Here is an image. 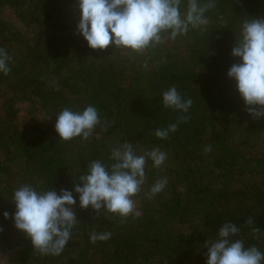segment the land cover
Listing matches in <instances>:
<instances>
[{"label": "trees", "instance_id": "trees-1", "mask_svg": "<svg viewBox=\"0 0 264 264\" xmlns=\"http://www.w3.org/2000/svg\"><path fill=\"white\" fill-rule=\"evenodd\" d=\"M213 3L206 30L163 34V43L134 52L90 49L76 32V0H0V48L11 57L10 72L0 73V253L9 264H206V245L225 223L239 228L234 240L264 253V118L248 115L226 75L238 62L231 49L241 22L264 18V0ZM6 9L21 28L3 17ZM171 87L191 99L187 113L163 107ZM89 105L100 123L87 140L64 142L54 126L19 120L24 109L55 123L63 109ZM172 124L166 139L155 135ZM125 142L137 155L167 154L160 167L147 161L132 215L81 209L76 197L78 222L59 255L36 251L3 217L22 184L73 190L92 161L110 166L112 149ZM165 177L164 190L148 198ZM93 232L111 237L92 243Z\"/></svg>", "mask_w": 264, "mask_h": 264}, {"label": "clouds", "instance_id": "clouds-1", "mask_svg": "<svg viewBox=\"0 0 264 264\" xmlns=\"http://www.w3.org/2000/svg\"><path fill=\"white\" fill-rule=\"evenodd\" d=\"M181 4L182 0H76V32L92 50L111 47L141 52L163 43V34L174 39L190 29L206 30L209 21L205 13L214 6L213 0L203 6L200 0H188L184 12ZM231 56L238 62L228 69L227 77L234 82L248 115L256 120L264 118V18L251 17L241 22ZM10 61L9 54L0 48V73L10 72ZM162 104L166 109L187 113L192 101L171 87L162 93ZM99 123V112L94 106L82 111L65 108L56 115L54 130L57 139L64 142L77 137L87 140ZM176 127L172 124L157 129L155 135L166 139ZM166 158L167 154L158 148L137 155L133 145L125 142L112 149L110 166L92 161L73 190H37L31 184H22L12 195L14 211H4L2 215L12 220L36 251L59 255L78 222L74 211L76 197L81 209L91 208L97 214L106 210L126 218L135 211L132 198L145 183L147 161L160 167ZM167 183L166 177L157 181L146 194L148 198L163 191ZM238 232L235 224H223L217 238L206 245V264H264V253L256 247L245 248L243 241L233 239ZM110 237V232H93L90 241H107Z\"/></svg>", "mask_w": 264, "mask_h": 264}, {"label": "rangeland", "instance_id": "rangeland-1", "mask_svg": "<svg viewBox=\"0 0 264 264\" xmlns=\"http://www.w3.org/2000/svg\"><path fill=\"white\" fill-rule=\"evenodd\" d=\"M3 17L12 22L15 23L19 28H21V24L18 22L16 16L13 14V12H11L10 10H4L3 12ZM1 104V103H0ZM2 110L0 108V114H1ZM19 120L20 122L24 121H34L36 123H40L42 125H46V126H54L55 123L54 121L48 117L46 114H44L43 112H39L37 114L34 115V117L30 116L27 114V112L24 109H21L20 111V115H19ZM5 256L3 253H0V264H9L8 261L5 260Z\"/></svg>", "mask_w": 264, "mask_h": 264}]
</instances>
